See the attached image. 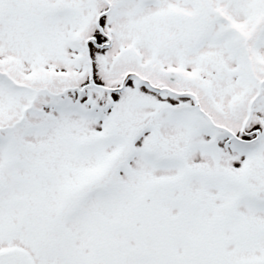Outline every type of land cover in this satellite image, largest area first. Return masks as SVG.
<instances>
[{"label": "snow or ice", "instance_id": "obj_1", "mask_svg": "<svg viewBox=\"0 0 264 264\" xmlns=\"http://www.w3.org/2000/svg\"><path fill=\"white\" fill-rule=\"evenodd\" d=\"M0 264H264V0H0Z\"/></svg>", "mask_w": 264, "mask_h": 264}]
</instances>
